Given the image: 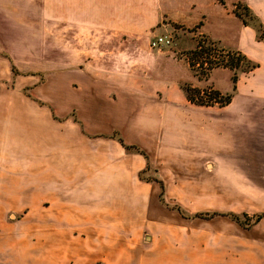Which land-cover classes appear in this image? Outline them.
Segmentation results:
<instances>
[{"label":"rangeland","instance_id":"obj_1","mask_svg":"<svg viewBox=\"0 0 264 264\" xmlns=\"http://www.w3.org/2000/svg\"><path fill=\"white\" fill-rule=\"evenodd\" d=\"M198 39L253 55L264 0H0V264H74L63 210L98 191L136 214L141 261L264 264V158L202 144ZM213 212L241 221L193 217Z\"/></svg>","mask_w":264,"mask_h":264},{"label":"crops","instance_id":"obj_2","mask_svg":"<svg viewBox=\"0 0 264 264\" xmlns=\"http://www.w3.org/2000/svg\"><path fill=\"white\" fill-rule=\"evenodd\" d=\"M240 42L236 46L227 47L238 49ZM246 54L261 59L264 57V47L259 45L253 55ZM258 63L250 71L238 72L235 90L232 68L217 66L210 71L207 83L223 93L234 91L229 102L208 105L214 109L207 110L202 117L201 142L205 145L214 143L218 156L253 160L264 158V61ZM249 163L264 164L260 161ZM94 195L96 196H81L71 209L67 206L66 210H63V214L73 215L72 220L69 216L65 219V224L73 225V263L154 264L151 259L141 261L138 257L137 248L144 242L140 233L143 230L135 229V225L134 229H130L129 225L130 221L136 223V214L130 213L128 206L121 199L113 202V205L104 191H98ZM61 205L59 200L58 209L62 208ZM65 231L66 229L63 234ZM59 241L58 245L63 248L70 244L68 238H63L62 243ZM65 262V253H58L57 263ZM155 264L160 263L155 261Z\"/></svg>","mask_w":264,"mask_h":264},{"label":"trees","instance_id":"obj_3","mask_svg":"<svg viewBox=\"0 0 264 264\" xmlns=\"http://www.w3.org/2000/svg\"><path fill=\"white\" fill-rule=\"evenodd\" d=\"M189 62L192 67L197 66V64L200 66H204V64H207V67L204 69L207 71L217 66H225L232 68L234 70V73L232 75L234 90L237 88V81H238L237 69L239 67L246 65L244 67L247 68L248 70H251L258 65L257 63H252L251 59L247 56V54L241 50L225 49L224 47L219 48L217 45H215L214 42L206 43L204 39H198L197 46L191 50V55L189 56ZM207 71H204V73L207 74L209 72ZM186 90H187V97L189 100L196 103L206 102L205 97L203 95V92L205 91L204 89L187 85ZM233 92L234 91H230L224 94L220 90L215 89L214 91L216 95L215 101L220 102V104H225L231 100ZM215 95H211V98H214ZM217 96H221V100H219ZM120 140L124 142L122 138H120ZM126 146L130 147L131 145H126ZM217 215H230L234 220L238 222L241 221L240 217L236 214L220 213V212H213L211 214L196 213L195 215H193V217L208 218ZM263 217H264V213L257 215V221L261 220Z\"/></svg>","mask_w":264,"mask_h":264},{"label":"built area","instance_id":"obj_4","mask_svg":"<svg viewBox=\"0 0 264 264\" xmlns=\"http://www.w3.org/2000/svg\"><path fill=\"white\" fill-rule=\"evenodd\" d=\"M172 39L168 35H157L153 38L152 44L156 47L171 44Z\"/></svg>","mask_w":264,"mask_h":264}]
</instances>
